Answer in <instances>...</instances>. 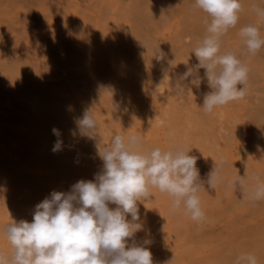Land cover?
Segmentation results:
<instances>
[{"label": "bare ground", "instance_id": "bare-ground-1", "mask_svg": "<svg viewBox=\"0 0 264 264\" xmlns=\"http://www.w3.org/2000/svg\"><path fill=\"white\" fill-rule=\"evenodd\" d=\"M253 3L264 6L241 0L237 26L221 37V51L249 68L244 98L252 106L234 109L232 101L207 113L206 80L175 86L198 63L192 53L206 34L194 0H0V255L13 251L6 225L31 222L53 191L93 180L103 164L98 151L115 135H139L137 150L183 146L198 158L202 179L214 167L222 177L199 189V223L155 188L141 201L137 239L151 240L154 264H234L243 253L264 264V199L248 198L254 177L264 181V47L252 55L239 35L254 25L264 38ZM85 111L97 122L94 139L76 124ZM57 139L62 149L53 152ZM239 175L245 187H230Z\"/></svg>", "mask_w": 264, "mask_h": 264}, {"label": "clouds", "instance_id": "clouds-1", "mask_svg": "<svg viewBox=\"0 0 264 264\" xmlns=\"http://www.w3.org/2000/svg\"><path fill=\"white\" fill-rule=\"evenodd\" d=\"M194 6L206 14V34L192 53L198 63L188 67L175 86L183 90L186 82L200 85L206 80L211 91L204 94L201 108L211 113L246 95L249 68L233 52L221 51V37L237 26L242 4L241 0H194ZM251 8L264 18V6L253 3ZM239 35L252 55L264 47V38L254 25L242 27ZM163 59L162 52L157 60ZM190 77L194 78L189 81ZM76 124L82 136L95 138L97 122L91 111H85ZM52 131L60 136L58 129ZM141 143L139 135L127 140L115 135L109 146L98 151L103 164L93 180H79L68 192L53 191L35 206L31 222L6 225L3 231L13 251L11 257L0 255V264H154L151 240L137 239L143 230L141 201L150 199L155 188L170 197L172 210L183 205L186 214L199 223L205 212L197 193L205 184L214 189L222 177L214 167L202 179L198 158L183 146L143 152L137 150ZM62 144L57 139L52 151H60ZM254 179L248 198L255 202L264 199V181L259 176ZM245 185L244 175L229 182L232 188ZM234 264H257V259L243 253Z\"/></svg>", "mask_w": 264, "mask_h": 264}, {"label": "rangeland", "instance_id": "rangeland-1", "mask_svg": "<svg viewBox=\"0 0 264 264\" xmlns=\"http://www.w3.org/2000/svg\"><path fill=\"white\" fill-rule=\"evenodd\" d=\"M203 81H205V80H203ZM246 93H247V92H246ZM249 95H250V94H248V96H249ZM257 95H258V93H257ZM259 95H260V94H259ZM246 96H247V95H246ZM238 100H239V99H238ZM238 100H235V101H237L239 104H240V103H244V104H243V105L240 104V106H241V105H242V106H241V107H240V106L238 107L239 104H237V102H236L235 104H237V105H236V106L234 105L235 108H234L233 105H231L232 108H234V109H241V108L244 107L245 105H246L245 107H248L249 105L252 106V103L250 104V102H247L248 99H246V98H243V99H242L243 101L246 100L245 102H242L241 99H240V102H239ZM247 103H248V105H247ZM227 105H228V104H226V106H227ZM184 107H185V105H184ZM220 107H222V106H220ZM245 107H244V108H245ZM244 108H243V109H244ZM214 114H215V113H214ZM214 114H213V115H214ZM194 115H195V114H194ZM206 115H207V114H206ZM206 115H205V117H203L204 115H203V116H196V118L199 117V119H200V117H203V119H204V118L206 119L210 114L207 115V117H206ZM211 116H212V115H211ZM216 116H217V115H216ZM212 117H213V120L216 118V117H214V116H212ZM212 117H208V120H209V118H212ZM219 118H220V117H219ZM201 119H202V118H201ZM205 119H204V121H205ZM206 120H207V119H206ZM211 120H212V119H211ZM243 121H244V120H243ZM262 209H263V208H260V210H262ZM263 210H264V209H263ZM261 212H262V211H261ZM262 227H263V226H262ZM260 229H262V228L260 227ZM263 229H264V227H263ZM260 231H262V230H260ZM260 231H258V232H260ZM256 233H257V231H256ZM254 234H255V231H254Z\"/></svg>", "mask_w": 264, "mask_h": 264}]
</instances>
